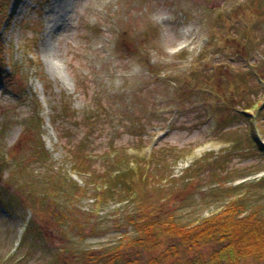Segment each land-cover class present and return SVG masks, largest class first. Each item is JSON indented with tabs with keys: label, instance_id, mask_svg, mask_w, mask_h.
Here are the masks:
<instances>
[{
	"label": "rangeland",
	"instance_id": "obj_1",
	"mask_svg": "<svg viewBox=\"0 0 264 264\" xmlns=\"http://www.w3.org/2000/svg\"><path fill=\"white\" fill-rule=\"evenodd\" d=\"M56 1L0 13V264H125L149 213L264 221V0Z\"/></svg>",
	"mask_w": 264,
	"mask_h": 264
},
{
	"label": "trees",
	"instance_id": "obj_2",
	"mask_svg": "<svg viewBox=\"0 0 264 264\" xmlns=\"http://www.w3.org/2000/svg\"><path fill=\"white\" fill-rule=\"evenodd\" d=\"M9 0H0V13L6 12ZM5 19V18H4ZM0 19V24L4 21ZM0 41V65L4 64L6 57L5 46ZM10 70L13 66H9ZM253 108L250 103L245 113ZM256 141H253L255 144ZM261 150L262 146L258 145ZM129 169L130 175L141 176V171L132 163ZM116 177L112 180L116 185L124 186V179L128 172L115 171ZM105 178H102L104 180ZM131 195V194H130ZM236 204V203H235ZM243 209L241 203L227 206L221 212L208 217L195 224H184L176 220V217L168 212L160 216L149 213L142 218L131 220L134 236L126 237L119 248L125 252L126 258L115 255L117 260L125 261V264H138L141 252H152L162 245L163 238L174 241L164 251L155 257H151L146 264H166L171 256L181 253L180 246L189 249L198 248L202 242H220L221 247L215 250L207 259L197 256L186 264H240L245 259L254 258L264 261V221L257 219L258 213L240 212ZM176 240V241H175ZM122 254V253H121ZM146 259V258H145Z\"/></svg>",
	"mask_w": 264,
	"mask_h": 264
},
{
	"label": "bare ground",
	"instance_id": "obj_3",
	"mask_svg": "<svg viewBox=\"0 0 264 264\" xmlns=\"http://www.w3.org/2000/svg\"><path fill=\"white\" fill-rule=\"evenodd\" d=\"M68 0H57L54 6L48 11V16L51 18V24H55L58 21H61L63 16H65V12L68 9Z\"/></svg>",
	"mask_w": 264,
	"mask_h": 264
}]
</instances>
